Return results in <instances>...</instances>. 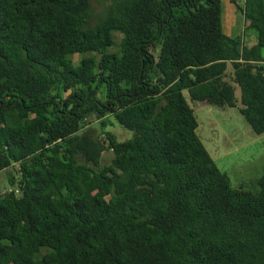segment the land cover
Listing matches in <instances>:
<instances>
[{
    "label": "trees",
    "instance_id": "trees-1",
    "mask_svg": "<svg viewBox=\"0 0 264 264\" xmlns=\"http://www.w3.org/2000/svg\"><path fill=\"white\" fill-rule=\"evenodd\" d=\"M240 6L255 43L222 0H110L97 21L92 0H0V264H264V170L234 188L195 115L237 108L264 137V0Z\"/></svg>",
    "mask_w": 264,
    "mask_h": 264
},
{
    "label": "rangeland",
    "instance_id": "rangeland-1",
    "mask_svg": "<svg viewBox=\"0 0 264 264\" xmlns=\"http://www.w3.org/2000/svg\"><path fill=\"white\" fill-rule=\"evenodd\" d=\"M110 0H92V14L97 21ZM243 3L241 2L240 5ZM231 0H222L223 31L229 37H240L243 42H257V32L246 29L245 17L241 6ZM80 55L74 56L78 64ZM240 97V92H237ZM195 115L199 123L198 135L204 146L218 165L231 180L234 188L255 192L258 180L264 170V137L253 133L237 108L221 109L208 106H195ZM109 130L114 132L120 141L133 137V132L112 121ZM89 132L101 134L99 123L91 126ZM112 159V151L103 155V164ZM5 172L0 173V191L9 188Z\"/></svg>",
    "mask_w": 264,
    "mask_h": 264
},
{
    "label": "built area",
    "instance_id": "built-area-1",
    "mask_svg": "<svg viewBox=\"0 0 264 264\" xmlns=\"http://www.w3.org/2000/svg\"><path fill=\"white\" fill-rule=\"evenodd\" d=\"M240 3L242 2L243 4H244V2L246 1V0H238ZM12 188H5V189H3L2 191H0V199L2 198V197H4L7 193H10V192H12Z\"/></svg>",
    "mask_w": 264,
    "mask_h": 264
}]
</instances>
